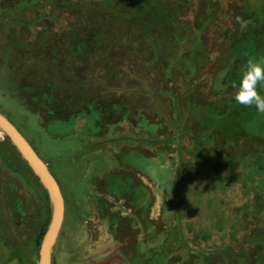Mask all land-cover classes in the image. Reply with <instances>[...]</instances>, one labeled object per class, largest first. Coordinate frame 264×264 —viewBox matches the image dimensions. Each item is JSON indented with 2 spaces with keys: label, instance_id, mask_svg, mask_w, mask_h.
Instances as JSON below:
<instances>
[{
  "label": "rangeland",
  "instance_id": "obj_1",
  "mask_svg": "<svg viewBox=\"0 0 264 264\" xmlns=\"http://www.w3.org/2000/svg\"><path fill=\"white\" fill-rule=\"evenodd\" d=\"M68 1L0 31V114L64 199L51 264H264V114L232 88L264 59V0ZM16 42L39 59L12 79ZM49 83L67 111L31 100ZM11 146L0 131V248L38 264L51 206Z\"/></svg>",
  "mask_w": 264,
  "mask_h": 264
},
{
  "label": "trees",
  "instance_id": "obj_2",
  "mask_svg": "<svg viewBox=\"0 0 264 264\" xmlns=\"http://www.w3.org/2000/svg\"><path fill=\"white\" fill-rule=\"evenodd\" d=\"M32 1L33 0H0V31L3 30L5 27H8L12 23L20 24L21 26H28L29 23L31 24L30 21L26 22L21 18L14 17V16L11 17L9 15V12H14L15 15H18L20 13V11H19L20 7L22 5H29ZM78 1L80 2V4H83L85 2H92V3L111 2V1L112 2L113 1L123 2L125 0H78ZM130 1H133V0H129V2ZM49 2H55V4H60L64 7H66L68 5L69 1L68 0H49ZM120 6H121V4H120ZM37 20H39L38 17L35 18L33 21H37ZM12 45H16V47H15V49L17 48L16 51L10 47H7V53L3 55L1 64L4 66L6 65V69L8 70V74L13 79V76H15V74H14L15 72L22 71L23 68L26 67L25 63L23 62V57H24V55H26V53L28 51H32L31 52V58L33 60H38L39 56L37 53H35L34 49L29 48L28 46L25 47L24 43L16 42V43H13ZM72 49H73V51H72L71 55L74 57H80L81 55L84 54L85 50L87 49V46L85 45L84 42L75 40L73 43ZM47 51H48V49H46V54H45V52H43L44 53L43 55H47L48 54ZM12 81H13V83H12L13 86L17 90H23V88L21 86L14 83V80H12ZM46 88H47L46 94L42 93L39 97H37L35 95L33 98H31V100L34 101V99L37 98L38 101L40 102V104H43V106L47 110L46 112L53 114V115H54L55 111L60 110V109L63 112L67 111V109H68L67 105L68 104L66 102H64V100L62 99L63 96L58 92V89L55 87V85L52 83H49L46 85ZM30 92L32 93L33 91L30 89ZM31 93H30V95H31ZM33 95H34V93H33ZM72 105H74V104H72ZM35 153H36V151H35Z\"/></svg>",
  "mask_w": 264,
  "mask_h": 264
},
{
  "label": "water",
  "instance_id": "obj_3",
  "mask_svg": "<svg viewBox=\"0 0 264 264\" xmlns=\"http://www.w3.org/2000/svg\"><path fill=\"white\" fill-rule=\"evenodd\" d=\"M0 131L8 138L47 193L51 206V218L40 244L38 264H51L52 247L55 244L64 219V199L59 185L26 139L1 114Z\"/></svg>",
  "mask_w": 264,
  "mask_h": 264
},
{
  "label": "clouds",
  "instance_id": "obj_4",
  "mask_svg": "<svg viewBox=\"0 0 264 264\" xmlns=\"http://www.w3.org/2000/svg\"><path fill=\"white\" fill-rule=\"evenodd\" d=\"M224 73L220 74L223 78ZM264 87V59L249 58L241 70L238 81L233 82V99L246 108L255 107L264 114V95L259 89Z\"/></svg>",
  "mask_w": 264,
  "mask_h": 264
},
{
  "label": "crops",
  "instance_id": "obj_5",
  "mask_svg": "<svg viewBox=\"0 0 264 264\" xmlns=\"http://www.w3.org/2000/svg\"><path fill=\"white\" fill-rule=\"evenodd\" d=\"M2 249L0 248V264H16L15 262H9L3 258Z\"/></svg>",
  "mask_w": 264,
  "mask_h": 264
}]
</instances>
